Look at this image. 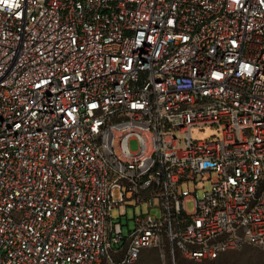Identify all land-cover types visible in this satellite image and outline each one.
Returning a JSON list of instances; mask_svg holds the SVG:
<instances>
[{
  "label": "built area",
  "instance_id": "built-area-1",
  "mask_svg": "<svg viewBox=\"0 0 264 264\" xmlns=\"http://www.w3.org/2000/svg\"><path fill=\"white\" fill-rule=\"evenodd\" d=\"M131 200L148 212L125 235ZM249 246L264 251V0H0V264Z\"/></svg>",
  "mask_w": 264,
  "mask_h": 264
},
{
  "label": "rangeland",
  "instance_id": "rangeland-1",
  "mask_svg": "<svg viewBox=\"0 0 264 264\" xmlns=\"http://www.w3.org/2000/svg\"><path fill=\"white\" fill-rule=\"evenodd\" d=\"M212 133H213L212 130H206V132H202V133L195 132L194 137L203 139V138L208 137ZM137 147H138L137 142L133 141L131 143L132 150H136ZM115 196L119 197L118 191L115 192ZM188 208L190 212H193L194 203L189 202ZM120 212L122 214L121 218H119ZM142 212L147 213L148 207L143 206L141 208L139 205L136 204L134 200L126 202L120 211L118 210L114 212V215L117 221L120 222L121 220L125 235H128L129 229L133 230L135 228V218L139 216ZM146 253L150 254L148 258H146V256L145 257L143 256V262H141V259H140L135 264H169V263H165L162 260L161 254L158 250L148 251ZM228 255L231 256V259H226V261L223 262L224 264H264V251L259 250V249L245 248L241 251L231 252ZM182 260L184 264H218L217 262H208V261L207 262H192L189 259L187 260V258L185 259V257L178 255L177 261L179 262ZM219 264H222V263H219Z\"/></svg>",
  "mask_w": 264,
  "mask_h": 264
},
{
  "label": "trees",
  "instance_id": "trees-1",
  "mask_svg": "<svg viewBox=\"0 0 264 264\" xmlns=\"http://www.w3.org/2000/svg\"><path fill=\"white\" fill-rule=\"evenodd\" d=\"M246 248H254V247H246ZM245 249V248H244ZM256 249V248H255ZM153 250H155V249H150V250H145L142 254H141V256H140V258L138 259V261L141 259V262H143V256L145 257L146 256V258H148V256L150 255L149 253H146V252H148V251H153ZM237 252V251H236ZM231 252H228V253H225V254H223V255H221L218 259H216V260H205V261H202V262H217L218 264L219 263H222V264H224L223 262H225L226 261V259H231V256H229L228 254H230ZM178 255H181V254H179V253H177L176 254V259H177V256ZM182 256V255H181ZM186 259V258H185ZM188 260V259H187ZM190 261H192V260H190ZM192 262H197V261H192ZM136 263V262H135ZM134 263V264H135ZM177 264H184V262H183V260L182 261H177Z\"/></svg>",
  "mask_w": 264,
  "mask_h": 264
}]
</instances>
